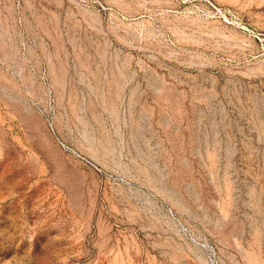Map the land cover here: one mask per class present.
Instances as JSON below:
<instances>
[{
    "label": "rangeland",
    "instance_id": "obj_1",
    "mask_svg": "<svg viewBox=\"0 0 264 264\" xmlns=\"http://www.w3.org/2000/svg\"><path fill=\"white\" fill-rule=\"evenodd\" d=\"M0 264H264V0H0Z\"/></svg>",
    "mask_w": 264,
    "mask_h": 264
}]
</instances>
